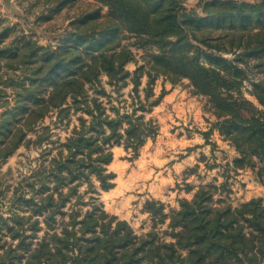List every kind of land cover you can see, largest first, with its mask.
<instances>
[{
  "label": "trees",
  "instance_id": "16d2710c",
  "mask_svg": "<svg viewBox=\"0 0 264 264\" xmlns=\"http://www.w3.org/2000/svg\"><path fill=\"white\" fill-rule=\"evenodd\" d=\"M75 1L48 2L58 10ZM96 1L107 8L106 14L99 19L88 14L75 17L72 30L64 31L61 43L53 48L38 45L25 34L21 44L12 47V42L4 43L8 28L0 32V65L22 75L15 78L14 105L0 114V157L18 146L24 127L34 126L53 110L77 105L90 119L84 129L74 131L68 142L71 154L60 163L70 180L93 174L100 189L108 190L115 178L105 168L112 161V146L122 145L135 157L146 139L157 134V124L152 118L145 120V115L162 99V94L154 97L152 86L156 77L164 76L172 83L188 79L215 103L220 118L216 130L238 153L232 168L256 169L264 179V109L232 96L224 78L241 71L225 54L264 51V0H205L202 15L186 13L180 0ZM205 28L236 30L239 35L198 36ZM246 30L257 31L244 34ZM130 36L148 54L132 72L125 70L132 52L118 43ZM101 74L114 86L133 83L136 103L130 112L121 114L117 108L110 116L95 99L90 108L84 98ZM143 74L148 80L141 100L137 89ZM253 96L264 107V92L256 89ZM90 130L95 138L88 135ZM213 189L216 186L199 187L191 200H179V208L169 215L162 212L161 204L146 202L150 215L158 204L159 221L168 219L169 241L154 229L137 235L126 221L108 215L102 207H93L79 220L77 212L70 214L57 231L53 215L66 195L54 201L48 194L34 206L35 213L44 215L46 235L33 249H29L31 241L21 236L11 253L0 255V264H11L6 261L10 254L23 264H264L261 199L233 207L215 199Z\"/></svg>",
  "mask_w": 264,
  "mask_h": 264
},
{
  "label": "rangeland",
  "instance_id": "374dc122",
  "mask_svg": "<svg viewBox=\"0 0 264 264\" xmlns=\"http://www.w3.org/2000/svg\"><path fill=\"white\" fill-rule=\"evenodd\" d=\"M48 1L0 0V32L8 28L4 43L19 46L25 34L38 45L53 48L61 43L64 31L72 30L71 22L75 17L88 14L99 19L107 12L96 0H76L58 10ZM204 1L180 0L186 13L198 15H202ZM235 1L255 3L259 0ZM255 31L246 30L244 34ZM237 33L236 30L205 28L198 36L229 34L236 37ZM118 43L127 45L132 52V60L125 65L129 72L148 55L134 37H122ZM238 53L224 55L241 68L238 75H233L235 77H224L225 88L232 96L264 109L253 96L256 89L264 92V51L255 55L237 56ZM20 73L18 69L6 70L1 62L0 114L14 105L15 78L21 77ZM147 80L143 74L137 89L141 100H144ZM132 86L131 81L114 86L105 74H101L95 88H88L84 99L90 108L94 99L97 100L110 116L117 108L121 114L130 112L136 103ZM152 89L154 97L162 94V99L145 115V120L155 121L157 134L153 139H146L135 157L122 145L112 146V161L105 168L113 172L115 178L114 186L108 190L100 189L93 174L70 180L60 163L71 154L68 142L74 131L84 129L89 122L90 115L85 109L71 105L61 112L53 110L34 126L23 128L24 136L18 146L6 157H0V255L15 249L21 236L31 241L29 249H33L46 235L44 215L35 213L34 206L48 194L54 201L66 195L60 211L53 215L57 231L61 229V220L67 222L70 214L77 212L79 220L93 207H102L108 215L126 221L137 235L154 229L166 241L170 240L165 234L169 231L168 219L159 221L158 204L153 209L155 214L150 215L145 206L148 201L161 204L162 212L169 215L179 208V200H191L199 187L216 186L214 198L233 207L256 198L264 205V179L256 175V169L232 168V160L238 153L233 143L216 130L215 124L220 118L215 114V103L199 93L186 78L172 83L158 76ZM19 125L21 122L16 123ZM89 134L95 138L92 130ZM185 158H189L187 165L179 169L176 163ZM8 260L11 264H23L13 254Z\"/></svg>",
  "mask_w": 264,
  "mask_h": 264
},
{
  "label": "crops",
  "instance_id": "0c3cea01",
  "mask_svg": "<svg viewBox=\"0 0 264 264\" xmlns=\"http://www.w3.org/2000/svg\"><path fill=\"white\" fill-rule=\"evenodd\" d=\"M188 159L189 158H185V159L179 161L178 163H176V165H178L177 167H179V169L182 167H185L189 161Z\"/></svg>",
  "mask_w": 264,
  "mask_h": 264
}]
</instances>
